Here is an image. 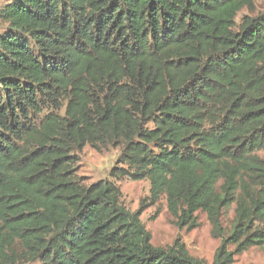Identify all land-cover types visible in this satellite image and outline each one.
I'll return each instance as SVG.
<instances>
[{
    "label": "trees",
    "instance_id": "16d2710c",
    "mask_svg": "<svg viewBox=\"0 0 264 264\" xmlns=\"http://www.w3.org/2000/svg\"><path fill=\"white\" fill-rule=\"evenodd\" d=\"M252 4L12 0L0 9V262L206 264L179 240L152 245L140 216L162 197L180 228L206 213L220 237L211 264L264 249V10L235 21ZM86 145L119 149L108 178L78 175ZM122 178L149 182L135 211L121 201ZM232 205L224 237L220 216Z\"/></svg>",
    "mask_w": 264,
    "mask_h": 264
},
{
    "label": "rangeland",
    "instance_id": "374dc122",
    "mask_svg": "<svg viewBox=\"0 0 264 264\" xmlns=\"http://www.w3.org/2000/svg\"><path fill=\"white\" fill-rule=\"evenodd\" d=\"M12 0H0V9ZM264 10V0H253L252 8H243L235 18L239 24L245 15L255 16ZM7 24L0 21V33H3ZM120 151L118 148L109 147L103 152H97L90 145H86L79 155L78 175L85 179V183L95 182L109 177V172L115 166ZM258 156L264 159V151H259ZM121 191V201L124 206L135 211L149 196V182L147 180L133 181L122 178L116 181ZM158 210L157 213L155 211ZM156 214L155 217H153ZM198 226L188 230L185 227H178L175 218L167 209L166 200L162 197L156 204L144 208L140 219L151 236V243L157 247H169L175 240L185 245L189 255L211 264L217 247L220 244V237L213 236L212 225L206 213L196 212ZM235 219V206L232 205L220 216V226L224 230V237L227 236L233 226ZM233 249V247H231ZM21 245L17 241L9 251L10 255L21 252ZM14 263L10 264H33L23 258L14 256ZM0 264H6L0 262ZM8 264V263H7ZM231 264H264V249L250 247L241 254L234 256Z\"/></svg>",
    "mask_w": 264,
    "mask_h": 264
}]
</instances>
